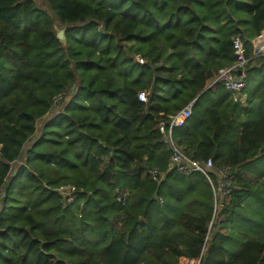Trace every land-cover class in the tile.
I'll return each instance as SVG.
<instances>
[{"label": "trees", "instance_id": "obj_1", "mask_svg": "<svg viewBox=\"0 0 264 264\" xmlns=\"http://www.w3.org/2000/svg\"><path fill=\"white\" fill-rule=\"evenodd\" d=\"M43 1L48 10L36 0H0V264H177L180 256L198 257L211 217L209 184L200 173L169 172L156 182L147 171L164 170L169 159L155 128L160 113L175 112L204 89L185 125L173 130L175 142L192 158L250 161L248 178L237 185L256 182L263 196L257 214L244 209L238 232L211 233L200 264H264V169L254 167L264 160V111L240 127L237 119L250 108L219 83L206 89L217 69L233 62L235 32L247 56L253 38L263 33L264 41V0ZM260 61L262 71L264 56L246 70ZM72 90L63 112L30 142L53 96ZM141 91H148L145 101ZM63 183L81 189L70 204L55 190ZM121 190L129 192L124 205L116 200Z\"/></svg>", "mask_w": 264, "mask_h": 264}, {"label": "built area", "instance_id": "obj_2", "mask_svg": "<svg viewBox=\"0 0 264 264\" xmlns=\"http://www.w3.org/2000/svg\"><path fill=\"white\" fill-rule=\"evenodd\" d=\"M262 37L263 33L255 38L258 40L256 44L257 47L253 45L251 47V54L247 56V46L245 44L243 36L240 32H235L231 36L232 51L235 57L233 62L229 65L217 69V71L213 75L211 85L217 83L221 84L226 92L230 95L232 101L235 103L244 105L246 102L244 94V89L246 86L245 69L249 61L256 57L264 55V50H261L260 48V43L264 42ZM237 69L241 70L240 74L236 72ZM147 95L148 91H141L138 93V98L139 100L145 101L147 99ZM65 98L66 95L64 93H57L52 98L51 106L55 104L57 100L60 101L64 100ZM195 100V98L190 100L183 107L177 109L173 113H160L161 118L156 121L155 128H157L158 132L162 135L163 142L167 145V148L169 150V159L164 170H161L159 167L153 166L148 169L147 173L149 178L156 182H160L161 180H163L166 173L169 172L181 176L189 175L192 173H200L209 184L212 192V209L208 226L209 232V227L212 221L217 218V216L220 214V211H222L230 201L233 191V183L235 181L236 170L233 165L219 164L215 162L212 157L192 158L187 153H185L175 142L173 138V130L185 125L187 120L192 115ZM38 134L39 131L37 133L35 130V133L31 137L30 142L33 141ZM26 146L27 145H25L24 150L26 149ZM24 159L25 157L23 153V155L19 159L15 160L11 164V170L13 171L16 168H13V165H15L16 163V166L22 164L24 162ZM55 190L59 193L63 202L66 204L74 202L77 194L81 192V189L72 183L60 184L55 188ZM128 196L129 192L127 190H121L116 196V200L124 205ZM158 200L159 203L162 204V199L158 198ZM208 232L205 237V242L201 249L200 255L196 258L180 256L177 264H200L201 256L205 251Z\"/></svg>", "mask_w": 264, "mask_h": 264}, {"label": "rangeland", "instance_id": "obj_3", "mask_svg": "<svg viewBox=\"0 0 264 264\" xmlns=\"http://www.w3.org/2000/svg\"><path fill=\"white\" fill-rule=\"evenodd\" d=\"M36 2L40 7L48 10V7L43 0H36ZM48 12L50 13V11H48ZM247 17H249V16L244 15V20H247ZM57 30H58V32L60 30H63V36H64V29L57 28ZM136 60L141 62L140 56H136ZM248 91H250V94L252 96L254 93V92H252L253 90L252 89L250 90L248 87ZM73 94H75L74 91L70 92V93H66L65 94L66 98L64 100H60V101L57 100V102L51 106V108L49 109V111L47 113H45L44 115H42L40 118L37 119L36 124H35L37 133H38V131H40V128L42 127V125L44 123H46V122L50 121L52 118H54V116H56L57 113L63 112V110L65 109L64 107L71 100ZM16 164L13 165V168H15V167L17 168L19 166V165L16 166ZM254 167L257 168V170H256L257 172L264 169V160H262L260 163H258V162L254 163ZM243 170H245V169H243ZM248 170L251 171V168L247 169V171ZM11 172H12V170H11ZM241 174L243 175L242 172H241ZM241 181H243V180L237 176L235 191H234L233 196H232L233 201L229 202V204L222 211H220V214L217 216V218L214 221H212V223L210 224V227H209L208 238L211 236V233H213L214 231H219V232L224 233V234H227L230 232H235V233L238 232L240 230L241 223L244 222L243 221V218H244L243 212H244V209L247 207V205H249V207H247L245 209L246 213H249V215H255L258 213V211L256 210L257 209L256 204L259 200L262 199V196H263V194H261V192H260V188L258 186L259 184H255L256 182H254L250 188L242 190V188L237 185ZM251 194H253V195H251ZM248 196H249V198L247 200ZM1 197H2V194L0 195V198ZM259 208L263 209V207H259ZM262 209L260 210V212L262 211ZM229 210H231V211H229ZM0 211H1V201H0ZM230 212H231L232 216L228 218V215L230 214ZM246 223H247V221H246ZM208 226H209V224H208Z\"/></svg>", "mask_w": 264, "mask_h": 264}, {"label": "crops", "instance_id": "obj_4", "mask_svg": "<svg viewBox=\"0 0 264 264\" xmlns=\"http://www.w3.org/2000/svg\"><path fill=\"white\" fill-rule=\"evenodd\" d=\"M255 38H253L251 40V42H252L251 46L254 45L255 47H257L256 44H257L258 40ZM261 56H264V55H261ZM261 56H259V57H261ZM259 57H256V59ZM261 64H263L262 61L256 63L255 65H250V66L248 65L249 66L248 69L247 70L245 69V73L247 74V76L250 77L249 78L250 84L254 87V93L252 96H251V94L248 93L249 82L247 83V78H246V80H245L246 86L244 89L246 102L244 105L240 104L241 105L240 107H243L245 109L250 108V112H248V113L241 112V115L237 119V121H239V122L241 121L240 127H242L243 120L255 118L260 114V112L264 111V93H263V90H264V69L262 71L259 70L262 67ZM248 71H252V72H250V75H249ZM212 78H210L207 81L206 89L210 87L211 90L214 91L216 89V86L211 85ZM223 103L227 106L228 110L230 107L234 106V104L231 101H227V102H223ZM251 109H252V111H251ZM224 115L226 116V118H229V117L234 118L232 115H230L229 112H227ZM260 152L261 151H259V153ZM258 156L259 155H257L256 157H258ZM248 162H250V161H246V163L244 162V163H240V164L234 166V168L236 170V172H235L236 176L240 174L241 177L238 176L239 178H247L248 177V172L246 170H243V167L248 166ZM241 172L243 173V175L241 174ZM236 179H237V177H236ZM230 200H231V198H230Z\"/></svg>", "mask_w": 264, "mask_h": 264}, {"label": "water", "instance_id": "obj_5", "mask_svg": "<svg viewBox=\"0 0 264 264\" xmlns=\"http://www.w3.org/2000/svg\"><path fill=\"white\" fill-rule=\"evenodd\" d=\"M57 38L60 40V42L64 43L63 30H60L59 32H57ZM236 72H237L238 74H240V73H241V70H240V69H237ZM204 91H205V89H204L202 92H200V93L195 97V99H197V97H199Z\"/></svg>", "mask_w": 264, "mask_h": 264}]
</instances>
